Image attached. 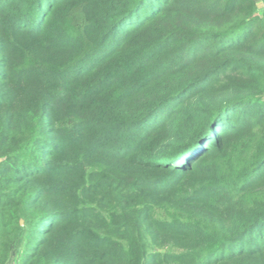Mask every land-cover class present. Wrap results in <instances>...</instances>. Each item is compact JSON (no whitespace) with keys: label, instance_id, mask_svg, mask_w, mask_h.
Segmentation results:
<instances>
[{"label":"trees","instance_id":"16d2710c","mask_svg":"<svg viewBox=\"0 0 264 264\" xmlns=\"http://www.w3.org/2000/svg\"><path fill=\"white\" fill-rule=\"evenodd\" d=\"M10 261L264 264V0H0Z\"/></svg>","mask_w":264,"mask_h":264},{"label":"crops","instance_id":"0c3cea01","mask_svg":"<svg viewBox=\"0 0 264 264\" xmlns=\"http://www.w3.org/2000/svg\"><path fill=\"white\" fill-rule=\"evenodd\" d=\"M258 7H259V14H261L262 13V9H263V5H262V3L260 1L258 2Z\"/></svg>","mask_w":264,"mask_h":264},{"label":"built area","instance_id":"2783aa9c","mask_svg":"<svg viewBox=\"0 0 264 264\" xmlns=\"http://www.w3.org/2000/svg\"><path fill=\"white\" fill-rule=\"evenodd\" d=\"M7 264H13V262L12 261H10L9 263H7Z\"/></svg>","mask_w":264,"mask_h":264}]
</instances>
